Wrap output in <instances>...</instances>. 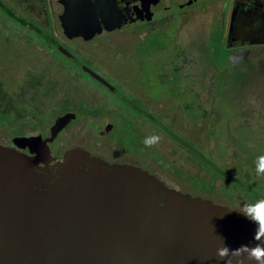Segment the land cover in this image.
<instances>
[{"label":"water","instance_id":"water-1","mask_svg":"<svg viewBox=\"0 0 264 264\" xmlns=\"http://www.w3.org/2000/svg\"><path fill=\"white\" fill-rule=\"evenodd\" d=\"M62 18L84 39L124 22L112 0H66ZM74 117L57 116L50 138L0 142V264H264L252 256L264 230L245 214L82 148L54 154L47 141Z\"/></svg>","mask_w":264,"mask_h":264},{"label":"flooded vegetation","instance_id":"flooded-vegetation-1","mask_svg":"<svg viewBox=\"0 0 264 264\" xmlns=\"http://www.w3.org/2000/svg\"><path fill=\"white\" fill-rule=\"evenodd\" d=\"M112 6L124 19L123 24L118 28L106 30L101 22V32L84 39L82 36L69 38L64 34L62 17L66 0H0V25L3 30L7 31L5 27H10L12 32H22L24 47L36 52L39 62L42 63L41 72L37 74L35 82L32 77H22L14 86L16 88L23 82L30 89L35 88L46 93L66 91L61 96L67 105L65 107L70 109L62 111L59 115L73 112L75 117L47 141L54 154L60 155L71 148H82L109 163L139 166L162 180L138 161L129 158L139 159L144 139L142 136H136L137 132L132 128V124L122 115V112L128 113L122 107H133L137 110L135 116L139 121L148 120L163 124L162 119L167 116L146 111L147 104L143 94L136 92L137 95H134L125 87L124 83L128 82V78L118 75L127 74L126 70L130 72L131 68L120 70L114 67L116 64L111 58L112 35L124 31L137 42V46H134L135 52L121 54L120 59L130 55L148 57L153 53L167 57L168 62L174 64L169 69L163 67L171 74L168 84L170 91L173 95L179 88L187 91L188 99L181 107L190 109L191 114L198 113L199 109L205 111L206 108V80L197 76L200 69L192 61L193 57L189 59L185 56L186 44L190 42V38L200 35L199 51H196L200 56H196L203 58L206 64L203 70L207 74L217 70L218 63H223L224 67L218 69L219 74L232 71L234 76L243 74L248 83L255 80L264 82V68L251 66L258 58H264V0H112ZM192 22L195 32L188 30ZM167 45H171L173 52L166 50ZM120 59L115 62L118 63ZM177 60L180 61L179 66ZM77 62L104 79L111 87L91 76ZM190 64L191 68L188 66ZM57 76L60 78L57 79ZM192 76L197 80L196 84L192 82ZM17 91L7 97L0 88V107L9 106L16 124L25 119V123L30 127L25 133L20 130L19 133L12 134L10 143H1L15 146L12 138L23 135L50 138L51 126L59 115H56L48 126L39 125L47 117L43 100ZM71 91L76 92L77 96L81 91L88 92L91 100L76 96L68 99L67 94H71ZM27 102L30 103L28 111L23 107ZM80 109L85 116L98 118L100 125L103 122L101 127H93L96 139L81 140L75 133L66 136L68 128L82 115ZM192 118L195 117L192 115ZM169 123H172L171 120ZM166 127L171 131L164 130ZM166 127H161L162 132L178 142L180 139L176 137L178 134L175 135L176 132L172 131L173 125ZM189 136L187 134V137ZM106 138L109 144L101 145L100 142ZM196 150L200 152L201 149L198 147ZM207 160L209 159L206 157ZM220 179L229 183L232 193L223 192L224 198L220 201L210 200L245 214L264 230V218L253 215L256 209L250 206L264 199V174L258 175L250 168L248 172L242 171L230 176L223 166Z\"/></svg>","mask_w":264,"mask_h":264},{"label":"rangeland","instance_id":"rangeland-1","mask_svg":"<svg viewBox=\"0 0 264 264\" xmlns=\"http://www.w3.org/2000/svg\"><path fill=\"white\" fill-rule=\"evenodd\" d=\"M5 28L7 31H4L0 25V88L7 97H11L15 90H18L19 93H28L34 98L43 100L47 117L39 125L46 127L56 115L70 109L65 107L67 105L61 96L66 91L62 89L63 91L46 93L35 88L30 89L23 82L15 88L14 85L22 77L25 79L32 77L35 82L37 74L41 72L42 63L39 62L36 52L24 47L22 32H12L10 27ZM188 30L195 32L193 22L189 24ZM179 38L182 39V36ZM199 38L200 35L190 38L184 50L185 56L189 59L193 57L192 61L198 65L200 70L197 76L206 80L207 92L204 93L206 108L205 111L199 109L198 113L191 114L190 109L181 107L188 99L187 91L179 88L174 95L170 91L168 84L171 81V74L163 67L169 69L174 64L168 62L167 57L153 53L148 57L130 55L122 56L120 59L121 54H133L134 46H137V42L122 31L111 37L113 46L111 58L116 64L113 65L116 69L131 68L130 72L126 70L127 74L118 76L128 78V82L124 85L131 93L143 94L147 104L145 110L167 116L162 120L168 124L139 121L136 117L137 110L133 107H122L128 112H122V115L130 121L132 128L137 132L136 136H142L143 139L151 136L160 137L159 142L151 147L142 144L139 159L129 158L157 174L171 187L220 201L224 198L223 192L232 193L229 183L220 179L223 166L230 176L242 171L248 172L250 168L256 171L258 158L264 156V106H261L264 104V82L255 80L248 83L243 74L234 76L232 71L219 74L218 69L224 67L223 63H218L217 70H213V73H205L203 68H206V64L203 58L196 56L198 54L196 51H199ZM166 50L169 53L173 52L171 45H167ZM118 59L120 60L116 63ZM179 62H177L178 66ZM188 66L191 68L192 65ZM251 66L257 69L264 68V58H258ZM56 78L59 79L60 76ZM192 82L196 84L197 80L193 79ZM198 82L201 88L200 81ZM87 93L81 91L77 96L76 92L71 91V94H67V98L76 96L90 101ZM28 104L30 103L27 102L23 106L26 111L30 110ZM81 113L79 119L68 128L66 136L75 133L81 140L96 139L93 127H101L103 122L100 125L98 118L85 116L82 111ZM192 115L195 118H192ZM170 120L172 123H169ZM21 121L13 126H1L0 142L10 143L12 134H17L20 130L23 133L28 131L30 126H27L25 119ZM171 124L172 131H175V135L178 134L176 137L180 139L178 142L162 132L161 127H171ZM165 129L171 131L167 127ZM187 134L190 136L187 137ZM100 144L107 146L108 138L103 139ZM198 147L201 149L200 152L196 150ZM206 157L209 160L206 161Z\"/></svg>","mask_w":264,"mask_h":264},{"label":"clouds","instance_id":"clouds-1","mask_svg":"<svg viewBox=\"0 0 264 264\" xmlns=\"http://www.w3.org/2000/svg\"><path fill=\"white\" fill-rule=\"evenodd\" d=\"M159 140H160L159 136H151V137H146L143 140V143L146 147H151L152 145L157 144ZM258 159L259 162L256 168V172L258 175L264 174V156H261ZM250 206L256 209V212L253 215L264 218V199L259 200L257 203ZM226 251H227L226 249L223 251H219L218 254L221 255V257H223L226 254ZM252 256L257 260H260L261 257H264V251H261V249L257 247L255 250H253Z\"/></svg>","mask_w":264,"mask_h":264},{"label":"trees","instance_id":"trees-1","mask_svg":"<svg viewBox=\"0 0 264 264\" xmlns=\"http://www.w3.org/2000/svg\"><path fill=\"white\" fill-rule=\"evenodd\" d=\"M7 101L9 102V100ZM7 125H16V119L12 115L11 108L9 106H2L0 107V127Z\"/></svg>","mask_w":264,"mask_h":264}]
</instances>
